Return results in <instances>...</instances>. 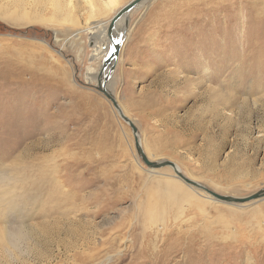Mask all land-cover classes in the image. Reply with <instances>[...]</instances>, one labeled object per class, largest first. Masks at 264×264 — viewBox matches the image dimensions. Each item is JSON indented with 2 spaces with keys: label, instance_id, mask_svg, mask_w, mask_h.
<instances>
[{
  "label": "rangeland",
  "instance_id": "1",
  "mask_svg": "<svg viewBox=\"0 0 264 264\" xmlns=\"http://www.w3.org/2000/svg\"><path fill=\"white\" fill-rule=\"evenodd\" d=\"M73 1L82 23L86 9ZM144 1L127 16L106 84L141 149L219 194L264 188V0ZM50 13L28 24L0 14V219L29 236L1 250L0 264H264V196H198L204 210L166 204L158 222L148 218L159 178L174 171L150 172L94 88L97 32L75 34ZM225 92L232 103L210 99Z\"/></svg>",
  "mask_w": 264,
  "mask_h": 264
},
{
  "label": "bare ground",
  "instance_id": "2",
  "mask_svg": "<svg viewBox=\"0 0 264 264\" xmlns=\"http://www.w3.org/2000/svg\"><path fill=\"white\" fill-rule=\"evenodd\" d=\"M80 1H82V3H83L82 6L85 7V9H86L85 12L87 14L86 19L82 23H80L77 20L78 18H76L74 16V14H75L74 10L76 9V7L80 3H78L79 1L74 2L73 0H7L5 5H1L0 14L5 13V12L8 13L6 16L15 14L16 19L22 18V19H20V20H22L21 24H23V23L28 24L31 22H44V23H46L47 21L46 22L44 21V19L46 17L43 18L39 14L47 6L51 9L50 14L52 17V19L49 22H54V20L58 21V19L61 18L62 22H65L69 25V28L79 26L77 28V30L75 31V34H78L81 31L88 30V29H89V32H91V33L97 32V34L96 35L94 34V36H93L94 43H92L93 44L92 45V51L93 52L91 53V58L96 59L102 55L105 56L106 54L109 53L111 46H112V40L117 38V34H113V37H112L113 39L111 40L107 35V27H108V24H109L111 17L109 19L107 18V20H105V19L101 20V19L104 18L105 16H107L111 12H113L115 14L122 7V6L119 7L122 0H80ZM32 4L40 6V10H36L34 13L35 14L34 16L30 15V13H31L30 8H31ZM8 8L9 9L13 8V9L9 10ZM7 18H9V17H7ZM97 19H100L101 21H99L97 23L92 22V21L97 20ZM14 20H15V17H14ZM124 20H125L124 17H122L119 20V24L120 23L122 24V22H123L121 27L124 26ZM17 22H18V20H17ZM17 22H14V23H17ZM19 22H21V21H19ZM19 22H18V25H19ZM46 25L48 26V24H46ZM61 25H63V24H61ZM94 29H96V30H94ZM124 29H126L125 35L123 37L124 38L123 40L125 41V39L127 38V34H128V28L124 27ZM101 44H102V47L104 49L101 48V50H99V47ZM105 48L107 49V51H105L106 50ZM119 52H120V50H119ZM118 57H119V55L117 56L116 63H117ZM112 62L113 61H111L110 64L107 66L104 73L107 72V70L109 69ZM106 86L108 87V85H106ZM225 93H223L222 96L221 95L219 96L218 93H214L213 96L210 97V99H212V100L216 99V101H217L218 100L217 96H218V98L224 97L225 101L232 103L235 95H233L234 96L233 97L231 94H227V93L225 94ZM214 103L216 105V102H214ZM121 109L123 111V108H121ZM123 113H124V111H123ZM138 135L139 134H137L136 137H138ZM139 145H140V147H142L140 142H139ZM144 154L149 159L152 157L150 154L147 153V151H145ZM159 161H161V159H159ZM165 166H169V165H165ZM161 167H163V166H161ZM169 167L171 168L172 171H174L173 177L175 179L171 178V177H167V178L157 177L161 180V182H163L162 180H164V185L162 186V191L161 190L159 191V187H158V189H156V191H152L154 198L151 199V201H152V202L150 201L151 202V208L148 209V218L151 221L158 222L160 220V217L165 213L166 204L178 206L180 209H183L184 203L187 202L188 205L195 206L196 208H198L200 210H204V205H205L206 200H203V198L208 199V201L213 200V201H219V202H223V203H227V204H239L238 202H224V201L217 199L212 194H210V192H208L209 189L207 187L203 186L202 184L200 186H197L193 183H190V182L187 183V182L183 181V179L178 174H176V172H175L177 170L178 172L181 173V170L177 167L176 164H175V167H171V166H169ZM150 168H151V170H150L151 173H156L157 171H153L152 169L160 168V167H149V169ZM5 177H6V175L4 173H1L0 182L4 181ZM159 184H161V183H159ZM193 186H195V187H193ZM3 189H0V190H3ZM197 189H199V191L202 190V192H199ZM192 190H194V192ZM211 191H213V190H211ZM198 196H203V198L201 199ZM23 199H24V197H23ZM2 217H3V211L0 210V218H2ZM4 220H6V219H4ZM0 221H2V224H0V251L3 250V252H5V251H7V249H10V248L11 249H15L16 247L19 248L18 243L27 240V238L29 237L28 233L26 232V229L24 228L26 225H19L15 228H12L9 225H6L5 221L3 222V220H1V219H0ZM27 243L28 242H26V244ZM17 251H18V249H17ZM21 253H23V252H21Z\"/></svg>",
  "mask_w": 264,
  "mask_h": 264
},
{
  "label": "water",
  "instance_id": "3",
  "mask_svg": "<svg viewBox=\"0 0 264 264\" xmlns=\"http://www.w3.org/2000/svg\"><path fill=\"white\" fill-rule=\"evenodd\" d=\"M143 1L144 0H130L126 4H124L111 17L109 24H108V27H107V35L112 40L113 34H117V38L112 40L111 49H110L109 53L104 56V58L102 60V65H101V68H100V70L98 72V76H97V84L94 85V88L97 91H99L100 93H102L108 101H110L115 112L119 115V117L123 121H125L130 126L132 133H133V136H134V145L136 147L137 153H138L139 157L141 158V160L144 162V164H146V166H148V167H161V166L169 165L171 167H175L174 162H172L171 160L165 159V160H161V161H156V160H149L146 157L144 152L141 150V147H140L139 142H138V137H136L138 134L137 126L134 124V122L131 119H129L128 116H126V114L123 113L121 106L119 105L116 97L111 93V91L109 89L106 88L107 87L106 86L107 81L109 80L110 75L115 68L116 59H117V56L119 55V50L121 49V46H122V42L124 39L123 37H124L125 32H126V29H124V27L127 28V16L131 10H133L135 7H138L141 4V2H143ZM122 17L125 18L123 27H121V25H122L121 23L119 24V20ZM111 61H113L112 64L110 65L107 72L104 73L105 69L110 64ZM175 172H176V174H178L183 179V181H185L187 183L191 182L187 177H185L183 174H181L177 170ZM194 183L197 186H200L196 182H194ZM208 192H210V194H212L217 199L224 201V202H246V201L256 199V198H260V197L264 196V188L257 190L255 192H253L252 194H249V195L243 196V197L223 195V194H219L217 192L211 191V190H209Z\"/></svg>",
  "mask_w": 264,
  "mask_h": 264
}]
</instances>
